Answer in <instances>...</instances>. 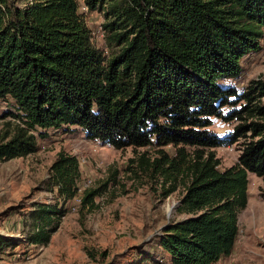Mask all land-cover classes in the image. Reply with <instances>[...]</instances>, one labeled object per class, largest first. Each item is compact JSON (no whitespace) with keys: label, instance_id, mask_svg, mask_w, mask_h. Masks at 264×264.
<instances>
[{"label":"trees","instance_id":"16d2710c","mask_svg":"<svg viewBox=\"0 0 264 264\" xmlns=\"http://www.w3.org/2000/svg\"><path fill=\"white\" fill-rule=\"evenodd\" d=\"M84 2L103 13L108 55L92 43L78 0H0V98L13 105L0 112V159L34 152L38 134L64 125L116 148L153 146L138 165L168 183L163 196L184 187L176 210L185 216L163 226L159 244L170 264H214L233 249L248 173L264 176V80L242 90L231 82L261 49L264 0ZM212 117L237 123L221 135ZM242 137L237 160L220 168L212 147ZM79 177L78 157L59 150L48 185L62 203ZM100 190L85 188L81 202ZM63 213L57 201L35 202L25 240L47 242ZM14 243L0 234V249Z\"/></svg>","mask_w":264,"mask_h":264},{"label":"rangeland","instance_id":"374dc122","mask_svg":"<svg viewBox=\"0 0 264 264\" xmlns=\"http://www.w3.org/2000/svg\"><path fill=\"white\" fill-rule=\"evenodd\" d=\"M25 1L15 3L22 5ZM78 2V10L92 30V43L108 55L111 48L106 31L98 30L99 26L104 28L103 13L85 8L84 0ZM260 43L258 52L242 59V72L231 81L239 90L251 79L264 80V35ZM7 109H13L12 100L0 98V112ZM236 123L212 117L210 128L223 135ZM45 132L43 136L38 134L34 152L0 159V234L15 242L0 249V264H170L168 252L159 244V234L169 220L185 216L176 210L184 187L180 183L163 196L168 183L138 165L140 155L151 159L157 154L156 148H116L86 137L75 125L47 128ZM242 140L244 137L212 147L220 168L237 160ZM163 148L174 151L170 144ZM59 150L78 157L79 185L90 180L85 188L101 186L93 204H83L75 197L62 203L55 188L50 189L49 167ZM247 190V203L238 212L239 231L233 249L214 264H264V176L249 172ZM54 201L62 204L64 213L52 221L57 226L47 242H27L23 218L35 202Z\"/></svg>","mask_w":264,"mask_h":264},{"label":"built area","instance_id":"2783aa9c","mask_svg":"<svg viewBox=\"0 0 264 264\" xmlns=\"http://www.w3.org/2000/svg\"><path fill=\"white\" fill-rule=\"evenodd\" d=\"M84 7L85 8H88L87 7V5L85 4V2H84ZM100 32H104L105 30H104V28H102L101 26H99V29H98ZM92 38V30H90V39ZM90 184V180H88V182L86 183V184H84L83 186L82 185H79L78 184V189H77V193H76V195L74 196L75 198H77L78 200L80 199V196H79V194H80V192L83 190V189H85V187L86 186H88Z\"/></svg>","mask_w":264,"mask_h":264}]
</instances>
